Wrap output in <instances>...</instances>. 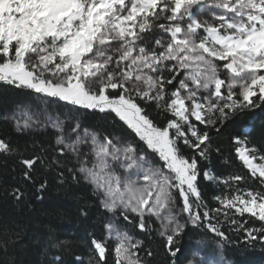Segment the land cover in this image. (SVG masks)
<instances>
[{
    "label": "snow or ice",
    "instance_id": "6c2138e0",
    "mask_svg": "<svg viewBox=\"0 0 264 264\" xmlns=\"http://www.w3.org/2000/svg\"><path fill=\"white\" fill-rule=\"evenodd\" d=\"M209 9L219 10L210 12L212 21L218 23L200 18V13ZM156 30L167 33L169 39L149 35ZM216 61L226 63L221 66ZM221 67L227 72L225 78H221ZM164 70L174 73L171 79L164 78ZM181 71L185 76L179 88L166 93L165 84H171ZM0 82L82 108L115 113L157 153L170 174L144 158L131 143L117 146L112 139L101 140L86 129L80 135L79 125L74 129L75 142H69L63 135V122L49 117L60 133L56 143L77 157L79 146L90 142L95 159L91 166L82 161L79 172L103 193L105 209H119L125 220L128 213L135 214L141 230H150L145 216H155L168 253L176 257L180 248L174 247L175 238L184 225L172 210L173 189L183 198L181 211L189 214L188 221L199 225L202 220L197 211L201 195L195 183L198 161L194 156L185 158L177 142L182 139L185 145L200 149V157L207 159L208 132L198 129L190 117L219 131L217 122L222 125L237 111L264 103V0H0ZM109 89L120 91L113 96ZM166 94L170 97L166 110L176 119L161 128L135 98L155 101L160 107ZM30 126L29 120L23 125L17 121L18 129ZM235 143L239 159L264 185V163L255 164L256 157L249 155L256 149L248 148L240 138H235ZM201 145L205 147L201 149ZM12 150L0 139V152ZM110 161H119V167L132 175L121 176ZM22 163L32 169L36 160L24 159ZM205 176L216 179L208 173ZM241 179L229 177L224 183L233 187L229 181ZM140 180L143 183H138ZM234 190L221 204L235 208L241 217L247 213L256 218L261 227L246 228L247 220H229L227 212L225 219L246 234V243L264 245V191ZM15 195L20 199L23 193L17 190ZM203 219L212 233L228 240L219 223H211L208 211L203 212ZM107 233L115 242L116 264H146L137 252L143 241L113 224L107 226ZM93 245L103 261L107 243L93 240Z\"/></svg>",
    "mask_w": 264,
    "mask_h": 264
},
{
    "label": "trees",
    "instance_id": "16d2710c",
    "mask_svg": "<svg viewBox=\"0 0 264 264\" xmlns=\"http://www.w3.org/2000/svg\"><path fill=\"white\" fill-rule=\"evenodd\" d=\"M173 75V72L163 71L165 79H171ZM181 79L183 73L180 72L171 84H165V92L177 90ZM119 91L108 90L113 96ZM135 102L158 127H166L169 121L176 119L166 110L170 102L167 94L160 107L155 101H145L138 96ZM25 109L58 117L65 132L79 125V131L86 129L102 140L109 138L117 145L131 143L137 152L147 149L145 142L115 113L75 107L0 82V139L7 141L13 149L9 153L0 152V264H116L115 242L107 236L111 215L93 186L79 172L81 161L87 159L89 153L86 152L89 151L83 149L79 157L66 151L56 143L58 132L48 125L18 129L15 115ZM191 122L198 129L207 131L210 137V141L205 142L209 145L207 159L200 157V149L185 145L182 139L177 142L185 158L194 156L198 161L196 185L202 203L197 211L201 214V223L193 225L188 221L189 214L181 211L182 197L177 194L179 222L184 228L175 238L174 247L180 248L176 257L168 253L166 238L160 235L154 219L145 218L150 230H141L138 219L133 217L124 226L125 231L143 241L137 252L146 264H172L173 260L176 264H188L197 245L231 264H264V245L246 243V234L235 230L229 220L234 218L241 223L247 220L246 228H259L261 222L247 213L241 217L235 213V208H224L220 202L225 195H234L237 187L264 191L260 177H254L239 159L235 143V138H240L248 148L254 147L256 151L249 155L255 156L258 164L264 163L261 159L264 157V103L237 111L222 125L217 122L219 131L193 119ZM188 136L194 142L190 133ZM24 159L36 160L32 169L22 163ZM205 173L216 179L208 180ZM236 176L242 179L229 181L233 187H227L224 181ZM42 184L44 188H41ZM17 190L23 193L20 199L16 198ZM190 199L195 201V198ZM204 211L209 212L212 224L219 223L227 241L209 230L208 221L203 219ZM225 212L229 220L225 219ZM93 240L107 243L108 251L103 261H99ZM149 251L151 255H148Z\"/></svg>",
    "mask_w": 264,
    "mask_h": 264
},
{
    "label": "rangeland",
    "instance_id": "374dc122",
    "mask_svg": "<svg viewBox=\"0 0 264 264\" xmlns=\"http://www.w3.org/2000/svg\"><path fill=\"white\" fill-rule=\"evenodd\" d=\"M194 11H195V9H194ZM212 11H219V10H217V9H209L208 11H205V12H201L200 13V18L201 19H207V20H209L210 22H216V23H218V21H212V17H211V15H210V12H212ZM163 21H161V23H162ZM154 33V35H152L153 37H155V38H159V37H163L164 38V40H167V39H169V36H168V34L167 33H164V32H162V31H160V30H156L155 32H153ZM153 44H154V40H153ZM150 47L152 46V45H149ZM156 51L157 52H159V51H162V49H160V48H157L156 49ZM169 63H174V62H169ZM216 63L218 64V65H223L224 63H226V62H224V61H216ZM181 73H183V78H184V76H185V72L184 71H181ZM151 75H153L154 77L156 76V74L157 73H150ZM221 78H225L226 77V75H227V72H226V70L225 69H223V67H221ZM187 83L189 84V87H192L193 85L191 84V82L190 81H187ZM24 88V87H23ZM27 89V88H26ZM28 90H31V89H28ZM99 89H97V91H98ZM109 90H112V89H109ZM237 90H239V89H237ZM31 91H33V90H31ZM33 92H35V91H33ZM181 92H182V94H184L183 93V90H181ZM36 93V92H35ZM37 94H40V93H37ZM40 95H42V96H44L45 98H48V99H55L56 101H58V102H61V103H64V104H70V103H68V102H66V101H62V100H59L58 98H55V97H49V96H46V95H43V94H40ZM203 95H206V93H201V96H203ZM70 105H72V104H70ZM73 106H75V107H79V108H82V107H80V106H76V105H73ZM49 117L50 116H48L47 114H46V112L44 113V112H40V111H37V112H33V111H30V110H28V109H25V110H21V111H19L16 115H15V121H16V124H17V121H19L20 123H21V125H23V123L25 122V120H29V122L31 123V126L30 127H32V126H37V125H48V126H50V127H52L51 126V123H50V120H49ZM53 118V117H52ZM119 118V117H118ZM191 119H193V120H195L194 119V117H190V120ZM122 121V120H121ZM124 122V121H123ZM199 122V121H198ZM125 123V122H124ZM126 124V123H125ZM127 125V124H126ZM128 126V125H127ZM53 128V127H52ZM54 129V128H53ZM74 129H76L75 128V126H73L72 128H71V130H68L67 132H65V130H64V128H63V135H64V137H65V139L67 140V141H69V142H75V139H76V135H77V131L79 132V134L80 135H83V133H84V131H79V130H77V131H74ZM56 130V129H55ZM57 131V130H56ZM170 131H173L174 132V130H170ZM58 132V131H57ZM90 133V132H89ZM58 134L60 135V133L58 132ZM99 138V137H98ZM102 140V139H101ZM146 144V143H145ZM60 145V144H59ZM117 146H119V145H117ZM60 147H62L63 149H65L66 151H68V149L67 148H65V146L64 145H60ZM146 147H147V145H146ZM91 148H92V146H91V144H90V142H85V143H83V144H81L80 146H79V152L81 153V151L84 149V150H87V151H89V152H86V153H89V156L87 157V159H82V161H87V164L89 165V166H91L92 165V163H93V161H94V159H95V157L92 155V152H91ZM139 154H141V155H143L144 156V158H146V159H150V160H152L154 163H156L157 164V166H159V167H161L162 169H163V171L165 172V174H170L169 173V171L166 169V168H164L163 167V161H161L160 159H159V156H158V154L157 153H154L151 149H146V150H144L143 152H138ZM81 161V162H82ZM243 162V161H242ZM110 163H112V165H113V167L117 170V172L121 175V176H128V175H132V173L131 172H126L124 169H122V168H120L119 167V164H120V162L119 161H116V162H111L110 161ZM124 163H127V161H125ZM244 163V162H243ZM254 163L255 164H258L257 162H256V159L254 160ZM245 165V164H244ZM246 166V165H245ZM247 167V166H246ZM248 168V167H247ZM248 170H249V168H248ZM134 171V170H133ZM251 172V171H250ZM80 175H81V177L86 181V182H88L89 184H91L87 179H85V177H84V175L82 174V173H80ZM257 176H258V174H257ZM207 179L208 180H210L208 177H207ZM138 183H143V181L142 180H140V181H138ZM196 183V182H195ZM92 185V184H91ZM93 186V185H92ZM93 188H94V186H93ZM94 190H95V192L98 194V196L101 198V200H102V203H103V201H104V199H105V197H104V195H103V193L102 192H99V191H97L95 188H94ZM173 194L175 195V197H176V199H175V206L173 207V212L174 213H176L177 214V219H178V221H179V215H178V204H177V194H179V192L177 191V190H175V189H173ZM191 198V197H190ZM192 198H195V197H192ZM182 203H183V198H182ZM105 208V207H104ZM110 215H111V218H110V220H109V223H108V225L109 224H113V225H115L117 228H119L121 231H125V229H124V226H126V225H128V223H130L131 222V219L134 217V218H137L138 219V221H139V217L138 216H136L135 214H133V213H128L127 215H128V217H129V219L128 220H125L124 219V215L121 213V211L119 210V209H117V211L116 212H109L107 209H105ZM165 211H167V210H165ZM186 214H188L187 212H185ZM162 215H163V213H162ZM145 218H151V219H154L155 221H156V223H157V225H158V228H159V231H160V229H161V223H160V221L155 217V216H151V217H149V216H145ZM180 223V222H179ZM107 225V226H108ZM174 226V225H173ZM129 235V234H128ZM107 236H108V233H107ZM109 240H111V241H113L111 238H108ZM188 264H231V263H229V262H227V261H225L220 255H214V254H211V253H208L207 252V250L203 247V246H201V245H197L195 248H194V250H193V255H192V260L188 263Z\"/></svg>",
    "mask_w": 264,
    "mask_h": 264
}]
</instances>
